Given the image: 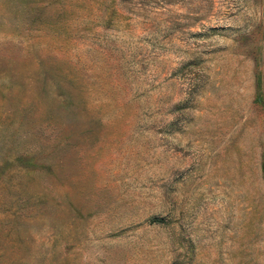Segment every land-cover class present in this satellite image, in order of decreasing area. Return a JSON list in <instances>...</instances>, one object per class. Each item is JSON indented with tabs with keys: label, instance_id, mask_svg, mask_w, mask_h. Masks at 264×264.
Instances as JSON below:
<instances>
[{
	"label": "rangeland",
	"instance_id": "rangeland-1",
	"mask_svg": "<svg viewBox=\"0 0 264 264\" xmlns=\"http://www.w3.org/2000/svg\"><path fill=\"white\" fill-rule=\"evenodd\" d=\"M0 264H264V0H0Z\"/></svg>",
	"mask_w": 264,
	"mask_h": 264
},
{
	"label": "trees",
	"instance_id": "trees-1",
	"mask_svg": "<svg viewBox=\"0 0 264 264\" xmlns=\"http://www.w3.org/2000/svg\"><path fill=\"white\" fill-rule=\"evenodd\" d=\"M150 221H152V222H158L159 219L158 218H152V219H150Z\"/></svg>",
	"mask_w": 264,
	"mask_h": 264
}]
</instances>
